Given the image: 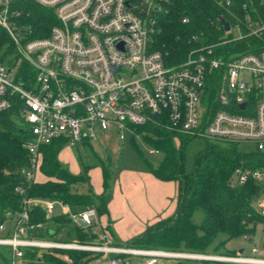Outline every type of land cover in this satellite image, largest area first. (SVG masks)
I'll return each instance as SVG.
<instances>
[{"label":"built area","instance_id":"obj_1","mask_svg":"<svg viewBox=\"0 0 264 264\" xmlns=\"http://www.w3.org/2000/svg\"><path fill=\"white\" fill-rule=\"evenodd\" d=\"M35 1L51 8L57 21L47 35L31 38L32 30L24 31L23 24L17 22L23 10L14 8L12 0H0V25L15 44V52L0 58V112L19 99L31 133L25 142L29 162L22 169L28 182L37 181L43 145L63 137L72 144L96 138V125L117 127L124 138L125 128L135 131V126L158 122L191 136L204 135L221 142L253 141L264 150V48L221 53L217 47L222 42L208 43L195 33L192 38L196 42L186 58L171 63L154 41L161 16L175 0ZM218 2L230 6L235 0ZM247 16L251 20L250 14ZM188 20L185 16L184 21ZM230 25L226 32L231 33L235 26L242 35L238 22ZM212 72L218 74L220 85L206 100ZM234 174L235 183L250 178L264 181L262 168L240 165ZM15 189L23 195L22 208L8 210L0 225V244L10 247L4 264H31L30 251L51 253L72 263L69 250L90 251L93 257L85 264H158L164 257L264 264L258 246L250 252L208 254L120 244L96 205L73 211L61 199L28 196L23 184ZM37 204L46 208L48 217L60 208V213L69 214L96 236L80 241L61 234H38L48 223L32 218ZM255 205L264 215V195L256 197ZM9 220L12 224L8 227ZM132 256L140 259L133 261Z\"/></svg>","mask_w":264,"mask_h":264},{"label":"trees","instance_id":"obj_2","mask_svg":"<svg viewBox=\"0 0 264 264\" xmlns=\"http://www.w3.org/2000/svg\"><path fill=\"white\" fill-rule=\"evenodd\" d=\"M12 6L23 10L17 22L23 24L24 31L32 30L29 33L31 38L47 35L57 21L51 8L35 0H14ZM185 16L189 17L188 21H184ZM219 18L232 25L238 22L242 35L233 38ZM195 33L202 34L200 36L205 42H222L217 47L221 53L259 51L264 48V0H235L230 6L221 5L218 0H175L160 18L154 46L166 52L169 62L178 63L194 46L196 41L192 36ZM13 52L15 44L8 30L0 25V58L5 59ZM25 63L23 66L27 67ZM217 75L216 72L211 73L208 84L210 96L215 95L219 88L220 78ZM15 101L11 108L0 112V225L7 219L8 210L15 212L22 208L23 195L16 191L17 184L26 186L28 196L61 199L70 204L73 211L96 205L101 214L105 213L109 198H103L101 204H97L91 189L88 192L79 190V184L88 181V165L85 164L84 172L76 174L61 163L59 152L67 143L64 137L42 146L41 171L50 178L32 182L25 179L22 169L29 162L25 142L31 133L29 123L21 115L19 99ZM135 131L144 132L145 139L163 152L158 164L148 161V168L160 179L177 180L179 198L175 213L151 223L145 231L131 238L127 245L207 253L220 233L226 235V242L240 235L250 238L258 224L264 228V215L255 205L256 197L264 195V181L250 178L242 184L234 182V171L240 165L264 169V150L256 148L243 152L235 142H209L197 153L194 167L188 171L185 168V145L193 136L158 122L135 126ZM176 139L180 140L179 146L175 143ZM101 162L105 194L110 167ZM199 207L204 209L205 216L197 223L193 214ZM32 218L48 223L46 229L38 232L42 236L61 234L64 238L80 241L96 236L90 228L75 223L67 213L48 217L42 204L33 206ZM69 252L73 257L72 263L51 253H29L33 258L31 264H85L93 257L87 250ZM9 257L10 247L0 244V264L6 263ZM214 261L216 264H254Z\"/></svg>","mask_w":264,"mask_h":264},{"label":"rangeland","instance_id":"obj_3","mask_svg":"<svg viewBox=\"0 0 264 264\" xmlns=\"http://www.w3.org/2000/svg\"><path fill=\"white\" fill-rule=\"evenodd\" d=\"M230 32L236 37L241 35V30L235 26L232 27ZM13 76H15V69H13ZM209 94L210 91L207 90L205 93L206 100ZM95 129L97 136L92 139V146L84 147L80 143H66L60 151V158L63 165L71 172L76 174L84 172L85 164L88 165V181L81 182L79 184V190L88 192L89 189H91L95 195L97 204H101L103 198H109L108 201L114 198L117 206L120 205V201H123V199L135 197L142 193L146 200V191L149 184L146 182L143 183L140 176H136V174H132L130 171H135V173H139L141 170L150 171L148 168V161L154 165L158 164L163 157V152L160 150L151 151L154 147L145 139L144 132H137L125 128V137L121 138L117 127L102 129L96 125ZM209 142H220V140L204 135L193 136L189 139L185 145L186 170L190 171L193 169L197 153ZM175 143L179 146L180 140L176 139ZM237 144L239 149L243 152H249L257 148L256 143L253 141L242 140L237 142ZM101 161L108 164L110 167V177L108 178L107 191L105 194L103 192L106 186L104 183V171ZM124 171L126 172L124 173ZM137 177L140 179L138 180ZM43 178L44 175L38 172L37 179ZM120 183L124 192H121ZM177 190L178 186H176V192ZM146 204H148V202H146ZM204 216L205 211L201 207L197 208L193 214L194 220L197 223H200ZM11 224L12 221L9 220L8 227L11 226ZM126 228L127 225H123L121 233L119 235L117 234L116 238L120 244H127L131 239L127 237L128 231ZM225 238L226 235L220 233L207 253L233 254L241 248L245 249L246 252H250L253 246H258L260 248V254L264 256V228L262 224L257 225L255 233H253L250 238H247L245 235H240L232 237L224 242ZM132 259L133 261H138L140 257L132 256ZM47 264L51 263L47 262ZM158 264H216V261L194 257H164Z\"/></svg>","mask_w":264,"mask_h":264},{"label":"crops","instance_id":"obj_4","mask_svg":"<svg viewBox=\"0 0 264 264\" xmlns=\"http://www.w3.org/2000/svg\"><path fill=\"white\" fill-rule=\"evenodd\" d=\"M80 144L84 147L92 146V139L85 138ZM59 159L61 161L60 152ZM125 172L126 171H124V173ZM130 172L136 174V176H140L143 183L146 182L149 184L146 191L147 199H144V194L142 193L135 197L123 199V201H120V205L117 206L114 198L107 202V211L102 214V218L109 224L110 230L116 240L117 234L119 235L123 229V225H127V237L133 238L145 231L151 223L175 213L178 206L179 184L177 180L160 179L155 176L151 170H141L139 173H135V171ZM39 173L44 175V178L37 179V181H46L50 178L42 171ZM137 179L139 180L140 178L137 177ZM176 186H178L177 192ZM121 192H124L122 187ZM146 202H148V204H146ZM60 211L61 209L57 208L56 214H59Z\"/></svg>","mask_w":264,"mask_h":264},{"label":"water","instance_id":"obj_5","mask_svg":"<svg viewBox=\"0 0 264 264\" xmlns=\"http://www.w3.org/2000/svg\"><path fill=\"white\" fill-rule=\"evenodd\" d=\"M222 21H223V23H224V25H225V27H226V29L227 30H229L230 29V27H231V25H230V23H229V21H227L226 19H224V18H222ZM245 104H246V102L244 101V102H242V107H244L245 106ZM26 107V105L24 104L23 106H22V108L24 109ZM79 221V223L80 224H82V225H86V222H84L82 219H79L78 220ZM244 249L243 248H241L239 251L240 252H242Z\"/></svg>","mask_w":264,"mask_h":264}]
</instances>
